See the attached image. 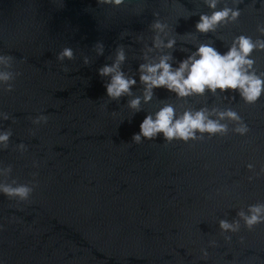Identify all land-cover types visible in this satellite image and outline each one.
I'll use <instances>...</instances> for the list:
<instances>
[{
	"label": "water",
	"instance_id": "1",
	"mask_svg": "<svg viewBox=\"0 0 264 264\" xmlns=\"http://www.w3.org/2000/svg\"><path fill=\"white\" fill-rule=\"evenodd\" d=\"M252 5L242 0L237 23L204 35L195 28L200 15L211 14L203 0H126L120 8L96 0H65L64 7L0 0V54L14 56L22 73L11 93L0 91V112L10 117L0 119V132L13 133L0 166L13 169L8 183L38 185L27 202L0 193V264H264V224L249 231L237 215L264 203V95L247 104L233 92L180 99L161 88L146 104L139 80V66L162 55L177 68L201 43L224 54L240 35L264 39L257 31L264 0ZM225 6L237 7L221 0L218 10ZM157 12L169 25L162 39L176 40L171 50L153 46ZM97 42L105 45L103 56ZM121 45L122 70L137 84L131 96L111 101L110 77L99 70ZM65 47L75 59L61 63ZM252 58L264 73V52ZM136 97L140 112L128 106ZM164 104L177 116L206 109L214 120L231 109L249 131L239 135L236 122L225 119L227 135L168 143L161 134L135 144L143 120ZM41 115L47 124H34ZM221 220H239L240 231L223 232Z\"/></svg>",
	"mask_w": 264,
	"mask_h": 264
},
{
	"label": "clouds",
	"instance_id": "2",
	"mask_svg": "<svg viewBox=\"0 0 264 264\" xmlns=\"http://www.w3.org/2000/svg\"><path fill=\"white\" fill-rule=\"evenodd\" d=\"M61 7L65 6V0H53ZM205 5L211 10V14L199 16L196 23V31L207 35L216 33L221 27H227L239 21L241 11L238 5L242 0H233L237 7L225 6L218 10L221 0H203ZM98 6H108L120 8L125 5L126 0H96ZM255 7V0H253ZM156 19L150 25L154 33L152 37L153 46L156 49H173L176 44L175 39H162L163 34L169 25L159 18V13H154ZM257 31L264 36V24L258 26ZM122 34L121 38H123ZM94 49L98 56L105 53L103 42H97ZM152 49L149 48L148 52ZM264 52V39L253 40L249 36L240 35L235 37L228 51L221 54L214 46L213 42L199 44L197 51L188 56L187 59L179 62V67L174 68L170 63L171 55H162L158 63H142L139 66V80L144 85L143 102L150 103L157 89H166L174 93L178 98L184 99L193 95L203 96L207 91L213 94L219 90L221 93H238L240 98L247 104L256 103L264 95V73L257 74L255 60L252 58L254 52ZM75 59L72 48L65 47L57 56V60L63 63L65 60ZM148 57L145 55V60ZM126 62L124 46L116 49L115 59L111 65L105 64L100 70L101 77H110V82L105 85L107 96L111 101H119L124 96H131L132 89L136 86L137 80L129 78L122 70V65ZM88 58L84 59V64H89ZM16 58L12 55L0 54V91L11 93L14 90V82L22 73L14 70ZM67 71V69H65ZM141 98L136 97L129 102V107L135 112H140ZM206 109L196 112L185 111L177 116L176 109L170 104H164L158 111L148 114L140 125V132L133 136L135 144H141L144 140L153 141L161 134L168 143L173 141H196L203 139L205 134L209 137L227 135L229 128L227 124L220 121L230 120L236 122L234 131L239 135H245L249 131L248 126L242 121L236 111L228 109L219 113V119L214 120L209 117ZM0 119L7 121L9 115L0 112ZM48 117L41 115L33 120L36 125L47 124ZM13 133L11 129L0 132V150H7L10 138ZM21 153L27 151L26 146L21 143L18 146ZM249 169L253 165H248ZM12 167L0 166V193L10 200L27 202L34 193L36 184H20L16 180L8 183V178L12 174ZM264 171V169H262ZM244 221V226L249 230H254L258 225L264 224V203H258L248 207L247 212L241 210L237 213ZM220 229L223 232L238 233L240 231V221L228 222L221 220ZM2 230V226H0ZM226 241L231 242V236H227ZM243 242V240L241 241ZM202 258L207 259L209 253L202 249Z\"/></svg>",
	"mask_w": 264,
	"mask_h": 264
}]
</instances>
